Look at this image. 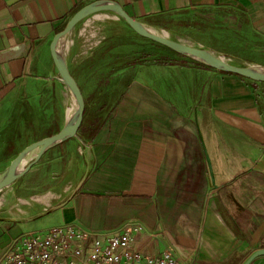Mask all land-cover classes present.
<instances>
[{"label":"crops","instance_id":"crops-1","mask_svg":"<svg viewBox=\"0 0 264 264\" xmlns=\"http://www.w3.org/2000/svg\"><path fill=\"white\" fill-rule=\"evenodd\" d=\"M102 1L0 0V144L9 118L2 105L25 81L48 78L52 85L60 84L70 97L71 121L76 100L55 67L51 41L78 10ZM113 1L142 22L178 33L188 23L198 30L204 28L201 22L208 28L222 21L226 26L230 22L227 27L238 38H253L256 44L264 40V0ZM121 20L115 12L101 11L73 29L65 57L81 87L92 76L94 87L106 83L98 74L117 67L115 58L141 59L113 75L135 73L93 138L75 136L49 148L18 179L17 184L29 173L28 179L41 174L43 181L27 195L15 194L12 215L0 216V256L15 237L28 231L72 223L112 232L133 221L158 234L148 241L149 251L170 248L194 264H243L264 247V112L257 93L238 75L192 61L153 62L151 53L130 48L131 38L103 29ZM151 28L167 31L158 25ZM217 30L208 34L210 40ZM112 39L120 43L109 50ZM206 44L220 54L233 53L221 40ZM4 147L3 142L1 150ZM6 156H0V162H7ZM230 183L226 194L232 213L248 216L241 219L247 236L241 240L216 202ZM237 191L250 194V205L235 206ZM255 200L262 207L252 205ZM250 264H264V255Z\"/></svg>","mask_w":264,"mask_h":264},{"label":"rangeland","instance_id":"rangeland-1","mask_svg":"<svg viewBox=\"0 0 264 264\" xmlns=\"http://www.w3.org/2000/svg\"><path fill=\"white\" fill-rule=\"evenodd\" d=\"M206 19V18H205ZM225 20V19H224ZM213 21L209 25V29L217 30L216 35L217 37H214L212 34L211 40L208 37V34L212 33L205 24L204 28H198L192 29V27L184 28L183 31L175 32L174 30H169L166 28H163L167 31L168 35L174 39H178L180 41L195 45V46H202V47H208L209 45L206 44L207 42H214L224 43V45L227 47V49H230L233 51V53L224 52L221 55L228 60L231 59V61H234L236 63H243L244 61L252 62L256 64H260L264 66V40L259 41L258 44L253 38L243 37L240 38L236 37L235 34L231 33V28L227 27L225 24H222L224 22L218 21V25H216ZM221 23V24H220ZM101 24V23H100ZM162 28V27H161ZM106 30H111V32H115L116 36H126L133 40V46L130 45V48H135L134 50H144L145 53H152L151 60L153 62L158 61L159 59H162L164 56V51L161 47H158L151 41H148L147 39H144L133 32L132 28L125 23V21H115L111 23L110 25H107L106 28H103ZM205 30V31H203ZM208 32H207V31ZM202 31V32H201ZM170 32V34H169ZM215 35V36H216ZM248 36H250L248 34ZM223 49L222 47H220ZM213 49V48H212ZM215 50V49H214ZM218 51V50H216ZM234 54V55H232ZM247 58H251L252 60H247ZM191 61H186L182 59L171 61V65L176 64H191ZM47 79V81L45 80ZM51 79L44 78L39 79L38 81H25L22 86L19 87V90L17 91V94L10 99L8 102L2 105L4 108V115L9 116L6 128L4 130V135L1 136V144H0V150L3 148V142H6V136L9 134L7 132L9 124L13 121V123L18 124L17 126H20L21 128H26L25 120L29 121L30 124L28 127L32 130L33 128H36L37 126L40 127V125H46L50 121V117L53 112H55L59 116V122L60 126L63 127L66 124L67 121V104L70 99L68 97V94L63 93V88L59 85H52ZM204 81V80H203ZM93 82L95 80L93 79V76L86 81V85L82 87L84 94L86 96H89L94 91L95 87L93 85ZM254 90V89H253ZM256 93H258L262 98H264V84H261L257 89ZM264 101V100H263ZM2 121V119H1ZM13 131V130H12ZM3 138V139H2ZM33 139H29L28 141L23 142L21 145L16 144L15 149L21 150L22 147H25L27 144L33 142ZM5 148V147H4ZM5 151L4 149L0 151V156H4ZM16 154H13L10 157H7V162H0V179L5 175V172L9 166V163L11 161V158H13ZM2 158V157H1ZM10 160V161H9ZM33 158L29 157L26 159V163H29L32 161ZM3 163V164H2ZM29 174V173H28ZM28 174L24 176L20 181L12 185L9 189L4 191L0 194V216H10L12 215V210L14 209V205L17 203L15 200V194L17 196L19 195H27L26 193H29L34 189L35 187H39V185L42 183L41 174H37L36 177H32V179H28ZM31 182V183H30ZM27 183H30V187H26ZM17 184V185H16ZM34 187V188H31ZM238 192V191H237ZM238 196L235 198L234 203L237 208L245 207V204L250 205V201L253 198H249L250 194L247 192H238ZM253 203V202H252ZM255 205L257 208L262 207V204L259 202V200H255V202L252 204Z\"/></svg>","mask_w":264,"mask_h":264},{"label":"built area","instance_id":"built-area-1","mask_svg":"<svg viewBox=\"0 0 264 264\" xmlns=\"http://www.w3.org/2000/svg\"><path fill=\"white\" fill-rule=\"evenodd\" d=\"M157 236L140 222L112 232L68 223L15 237L0 264H194L170 248L149 251L148 241Z\"/></svg>","mask_w":264,"mask_h":264},{"label":"water","instance_id":"water-1","mask_svg":"<svg viewBox=\"0 0 264 264\" xmlns=\"http://www.w3.org/2000/svg\"><path fill=\"white\" fill-rule=\"evenodd\" d=\"M101 11L115 12L138 35L150 39L165 47H168L171 50L188 58L202 62L215 68L216 70L225 73L235 74L255 82H264V72L252 68L250 66V63L252 62L244 61L243 63L239 64L231 61V59H225L220 53L210 48L195 46L178 39H174L170 36L158 33L150 28L151 26L155 25L147 24L132 17L119 3L113 0L92 2L90 4H87L80 10H78L67 22L64 28H62L54 35L50 45L51 55L58 74L76 98V116L71 123L67 120L66 124L58 132L34 140L33 142L23 147L15 155V157L10 161V164L5 172L4 180L0 182V194L9 189L18 181L19 178H21L26 172H28L30 168L40 160L42 155L49 148L58 145L72 137L78 136V132L84 120L86 98L82 87L79 85L77 79L74 77L69 68L65 55L67 54L70 35L77 24L88 16ZM35 149H40L38 155L32 161H30L25 168H21V163L26 155H28ZM261 255H264V247L258 248L257 250L252 252V254L246 259L243 264H250L255 258Z\"/></svg>","mask_w":264,"mask_h":264},{"label":"trees","instance_id":"trees-1","mask_svg":"<svg viewBox=\"0 0 264 264\" xmlns=\"http://www.w3.org/2000/svg\"><path fill=\"white\" fill-rule=\"evenodd\" d=\"M150 24L155 25V26L158 25V26H161L169 30L171 29L169 27L156 24V23H150ZM201 25L205 27V22L204 23L201 22ZM188 26L192 27L190 23H188ZM150 41L154 43L155 45H157L158 47H161L166 52L165 56H163L162 59L158 60L159 62H168L171 60H176L177 56H179V57H185L186 59L192 61L193 63L199 66L210 68V69H215L202 62H199L197 60H194L182 54H179L171 50L170 48L165 47L159 43H156L152 40ZM118 43H120L119 40H113V39L110 40L108 44V49L110 50L114 48L116 45H118ZM105 52H107V49ZM150 55L152 56L153 54L151 53ZM98 56L104 57L105 54L100 53ZM94 58L92 56L91 59L93 60ZM126 58H123V61L118 60L119 58H115L114 61L120 62V64L117 67H114L110 71L101 72L98 74V76H101L104 80L107 79V82L96 86L92 94H90L89 96L85 95L86 108H85L84 120L78 132V136L80 138L84 140L93 138V136L99 131V129L102 127V125L106 121L111 110L117 104V101L124 95L128 85L134 78L135 73L132 74L130 70L122 76L113 77V75L118 71V69L126 67L127 65L130 66L131 62L136 64L141 59V56L139 57L134 56L133 61L131 60V58L128 60ZM247 60L251 61L252 59L247 58ZM241 78L246 80L250 84V86L254 89V91H256V89L261 84H264V82H255V81L249 80L244 77H241ZM257 97H258V102L260 104V109L262 112H264V101H263L264 98H262L258 93H257ZM13 121L14 120H12V122L9 124L8 129H7V132H9V134H7L6 136V142H5V148H4V151L7 157H10L13 154H17L19 152V150H17L16 152L15 145L18 144L20 140H21V144L25 141H28L30 138L33 140H37L45 136L52 135L61 129L60 122H59V116L57 114L54 115L53 120L52 121L50 120L48 124L44 126L40 125V127L37 126L36 128H33L32 130L30 129V127H28V125L30 124L29 121L31 120L29 121L25 120L26 128H24V130L20 126H17L18 124L13 123ZM231 184L232 183L227 184L223 187L222 191L216 197V202L218 204V210L223 215L225 221L228 223V225L232 228L234 233L241 240L247 237L246 233L244 232V228H243V225L241 224V221L247 218L248 216L244 214V212L240 213V215L232 213L233 206L229 199V196L226 194V191L231 186ZM237 256L238 255L236 252L232 256H230V260L232 262H236Z\"/></svg>","mask_w":264,"mask_h":264},{"label":"bare ground","instance_id":"bare-ground-1","mask_svg":"<svg viewBox=\"0 0 264 264\" xmlns=\"http://www.w3.org/2000/svg\"><path fill=\"white\" fill-rule=\"evenodd\" d=\"M151 28V27H150ZM152 30H154V31H156V32H158V33H161V34H163V35H166V36H169L168 35V33L167 32H164V31H160V30H158V29H155V28H151ZM225 58V57H224ZM225 59H227V58H225ZM252 68H255V69H257V70H259V71H262V72H264V68H261L260 66H253V65H250ZM74 95V94H73ZM75 97V96H74ZM75 100H76V98H75ZM70 108V107H69ZM71 110V109H70ZM76 112H77V101H76V105H75V107L72 109V111H71V121L69 120V122L71 123L73 120H74V118H75V116H76ZM40 152V149H35L34 151H32V152H30L28 155H26V157L24 158V160L22 161V163H21V168H25L29 163H26L27 161H26V159H28L29 157H31V158H35L37 155H38V153ZM4 178H5V175L0 179V182H2V180H4Z\"/></svg>","mask_w":264,"mask_h":264}]
</instances>
